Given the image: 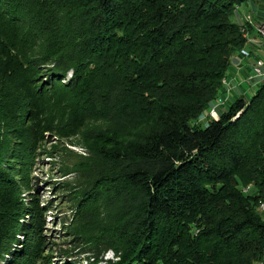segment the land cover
I'll return each instance as SVG.
<instances>
[{"label": "trees", "instance_id": "trees-1", "mask_svg": "<svg viewBox=\"0 0 264 264\" xmlns=\"http://www.w3.org/2000/svg\"><path fill=\"white\" fill-rule=\"evenodd\" d=\"M248 1L0 0V264L264 258V78L196 122L247 48L233 16ZM65 116L91 149L54 194L61 247L27 173Z\"/></svg>", "mask_w": 264, "mask_h": 264}, {"label": "rangeland", "instance_id": "rangeland-1", "mask_svg": "<svg viewBox=\"0 0 264 264\" xmlns=\"http://www.w3.org/2000/svg\"><path fill=\"white\" fill-rule=\"evenodd\" d=\"M262 5H264V0H254V2L248 1L242 4L235 10L233 20L246 23L244 21V16L249 14L252 18V13H254L255 8ZM259 21L258 19L252 18L253 26ZM250 26L252 29L249 33H255L254 27L252 25ZM244 33H246L248 37L247 48L241 49L239 54L231 57L230 67H228L226 76L222 79L221 90L218 97L210 104L209 112L205 111L198 120H196L200 127L205 125V122L208 120V114L211 117H216V114L214 112L212 113V107L217 109L226 104L223 108L226 109L227 106L240 95L243 99H248L256 88L255 81L250 78L252 74L251 65L254 60L258 58L253 52H250L252 48L250 46L251 41L249 40V33L246 31H244ZM233 95L238 96L233 97ZM70 118L71 116L63 117L64 122L69 124L68 127L64 126L57 130V125L59 126V124H54V126H52L54 130L44 131L46 136H43L42 143L40 144L41 152L28 170L27 175L30 178L29 181L32 183L34 181L36 184V193L41 201L53 198L54 194H57L61 187H65V185L62 184L63 182L69 183L68 187L72 186L73 188V185L76 183V179L74 180V175H76L75 170H77L76 165L79 161L83 160L82 158L87 157L86 153L91 149V143L88 142L84 136L83 127H73L72 122L70 123L69 121ZM243 190L249 194L253 193L251 185L246 186ZM53 200L55 205L52 211L44 215V222L41 223L42 233L47 236L48 241L60 243L61 247H65V245L62 244L65 237L59 236L62 232L59 226V219L63 216L67 217L69 215V209L64 206V201L66 200L59 195L55 196ZM256 210L262 216L264 222V204L259 202ZM52 247L54 248V246H51V248ZM52 253L53 255H58V252L56 253L55 250ZM105 257L112 258V253H107ZM50 258H52L50 259V264H67L69 262L67 261L68 259L63 260L59 256ZM83 264H85V262H83ZM258 264H264V258L259 261Z\"/></svg>", "mask_w": 264, "mask_h": 264}, {"label": "built area", "instance_id": "built-area-1", "mask_svg": "<svg viewBox=\"0 0 264 264\" xmlns=\"http://www.w3.org/2000/svg\"><path fill=\"white\" fill-rule=\"evenodd\" d=\"M250 16V15H249ZM258 26V34L260 41L264 43V20H261L256 23ZM244 52V51H243ZM251 78L255 81V85L259 83L264 78V59L258 58L254 60L251 65ZM214 107H212V112L214 111Z\"/></svg>", "mask_w": 264, "mask_h": 264}, {"label": "crops", "instance_id": "crops-1", "mask_svg": "<svg viewBox=\"0 0 264 264\" xmlns=\"http://www.w3.org/2000/svg\"><path fill=\"white\" fill-rule=\"evenodd\" d=\"M255 15H257L258 20H264V5L262 6H257L255 8ZM255 33H250L248 36L250 37L249 40L251 41V48L252 52L256 55L257 58H262L264 59V43L260 41L259 37L257 34L253 36ZM247 65V64H246Z\"/></svg>", "mask_w": 264, "mask_h": 264}, {"label": "bare ground", "instance_id": "bare-ground-1", "mask_svg": "<svg viewBox=\"0 0 264 264\" xmlns=\"http://www.w3.org/2000/svg\"><path fill=\"white\" fill-rule=\"evenodd\" d=\"M244 21L247 23V24H249V26L250 25H252L253 26V22H252V18L249 16V14H247V15H245L244 16ZM254 29H255V34H258V26H257V24H254ZM243 52V51H242ZM226 79V78H225ZM226 83V82H225ZM224 83V84H225ZM224 86V85H223ZM228 86V85H227ZM224 89H225V87H224ZM214 112V111H213ZM212 112V113H213Z\"/></svg>", "mask_w": 264, "mask_h": 264}]
</instances>
